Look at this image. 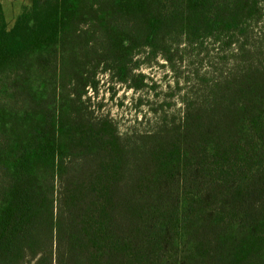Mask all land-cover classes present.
<instances>
[{
  "label": "trees",
  "instance_id": "obj_1",
  "mask_svg": "<svg viewBox=\"0 0 264 264\" xmlns=\"http://www.w3.org/2000/svg\"><path fill=\"white\" fill-rule=\"evenodd\" d=\"M258 20L264 0H30L9 27L0 1V264H264V49L135 140L83 101L100 71L141 89L142 49L172 63Z\"/></svg>",
  "mask_w": 264,
  "mask_h": 264
},
{
  "label": "rangeland",
  "instance_id": "obj_2",
  "mask_svg": "<svg viewBox=\"0 0 264 264\" xmlns=\"http://www.w3.org/2000/svg\"><path fill=\"white\" fill-rule=\"evenodd\" d=\"M0 1L9 27L30 5V0ZM241 42L247 44L249 52L254 55L263 50L264 21H253L245 37L230 47L212 39L194 48L182 44L174 49L172 63L161 54L152 56L149 49H142L133 62L137 64L135 74L145 76V85L133 89L129 84L117 82L111 74L100 71L97 90L87 89L83 98L85 113L98 123L111 125L119 137L134 140L163 126L179 124L184 118L185 102L207 92L203 82L213 84L236 67V61L245 55L238 51ZM91 163L77 158L75 175L79 174L80 178L89 176ZM57 189L60 190L59 183Z\"/></svg>",
  "mask_w": 264,
  "mask_h": 264
},
{
  "label": "crops",
  "instance_id": "obj_3",
  "mask_svg": "<svg viewBox=\"0 0 264 264\" xmlns=\"http://www.w3.org/2000/svg\"><path fill=\"white\" fill-rule=\"evenodd\" d=\"M2 2V1H1Z\"/></svg>",
  "mask_w": 264,
  "mask_h": 264
}]
</instances>
